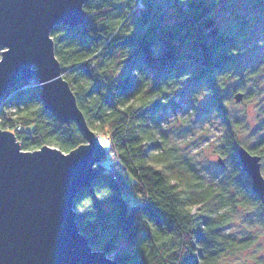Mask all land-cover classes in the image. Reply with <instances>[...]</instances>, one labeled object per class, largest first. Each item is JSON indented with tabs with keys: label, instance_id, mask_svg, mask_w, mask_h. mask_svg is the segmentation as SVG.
<instances>
[{
	"label": "trees",
	"instance_id": "trees-1",
	"mask_svg": "<svg viewBox=\"0 0 264 264\" xmlns=\"http://www.w3.org/2000/svg\"><path fill=\"white\" fill-rule=\"evenodd\" d=\"M169 6L89 0L79 26L51 30L63 76L107 151L103 172L75 200L76 220L91 246L106 253L127 241L131 249L116 256L119 264H221L253 243L224 232L235 206L229 187L264 203L239 160L243 145L228 122L221 80L241 69L240 44L258 30L244 20L218 26L207 0H170ZM198 83L227 124L232 164L219 185L206 182L161 130L160 113L184 85ZM25 85H15L5 97L10 105L0 110V128L13 133L23 150L49 145L69 153L87 143L77 122L63 123L45 109L40 85ZM247 149L264 158V141Z\"/></svg>",
	"mask_w": 264,
	"mask_h": 264
},
{
	"label": "water",
	"instance_id": "water-1",
	"mask_svg": "<svg viewBox=\"0 0 264 264\" xmlns=\"http://www.w3.org/2000/svg\"><path fill=\"white\" fill-rule=\"evenodd\" d=\"M88 1L0 0V102L37 78L45 109L63 123L77 122L87 140L69 153L49 145L28 151L0 128V264H119L92 248L76 220L75 200L103 172L107 151L63 76L51 37L56 25L79 26ZM238 156L264 202L261 156L244 146Z\"/></svg>",
	"mask_w": 264,
	"mask_h": 264
},
{
	"label": "rangeland",
	"instance_id": "rangeland-1",
	"mask_svg": "<svg viewBox=\"0 0 264 264\" xmlns=\"http://www.w3.org/2000/svg\"><path fill=\"white\" fill-rule=\"evenodd\" d=\"M152 1L164 10L170 9V0ZM207 1L213 3L218 26L228 27L244 20L248 28L258 30L240 44L243 52L241 69L221 78L228 122L238 146L250 148L264 141V0ZM2 50L0 48V59ZM117 53V60L121 61V53ZM235 89L243 92L241 100L234 98ZM180 91L182 93L176 96L173 106L160 113L161 130L168 144L180 156L188 158L206 182L219 185L228 176L232 164L225 142L226 121L210 105L204 83L184 85ZM218 157L224 159V165L218 163ZM261 172L264 176V158H261ZM236 191L235 186L229 187L228 194L235 196V206L228 210L229 223L224 232L236 240L251 238L253 243L247 249L228 254L221 264H264V203L258 206ZM92 248L101 250L99 245ZM130 249L127 241L121 239L116 248L106 254L115 259Z\"/></svg>",
	"mask_w": 264,
	"mask_h": 264
},
{
	"label": "built area",
	"instance_id": "built-area-1",
	"mask_svg": "<svg viewBox=\"0 0 264 264\" xmlns=\"http://www.w3.org/2000/svg\"><path fill=\"white\" fill-rule=\"evenodd\" d=\"M26 85L25 86H28V85H40V83H39V81H38V79L37 78H33L31 81H29V83H25ZM6 97V96H5ZM5 97L3 98V100L5 99ZM1 101L0 102V110H2L3 109V111H6L5 109V107H6V104L7 105H10V103H8L7 101H8V99H5L4 101ZM5 108V109H4Z\"/></svg>",
	"mask_w": 264,
	"mask_h": 264
}]
</instances>
